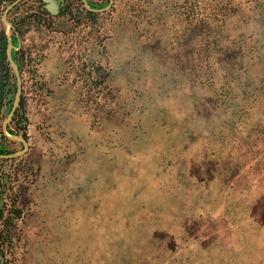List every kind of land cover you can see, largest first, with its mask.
<instances>
[{
	"label": "rangeland",
	"instance_id": "rangeland-1",
	"mask_svg": "<svg viewBox=\"0 0 264 264\" xmlns=\"http://www.w3.org/2000/svg\"><path fill=\"white\" fill-rule=\"evenodd\" d=\"M36 1L0 8L29 144L0 159V264H264V0Z\"/></svg>",
	"mask_w": 264,
	"mask_h": 264
},
{
	"label": "water",
	"instance_id": "water-1",
	"mask_svg": "<svg viewBox=\"0 0 264 264\" xmlns=\"http://www.w3.org/2000/svg\"><path fill=\"white\" fill-rule=\"evenodd\" d=\"M23 1H25V0H16L6 7V9L4 11V15H3V21L6 24L8 23V15H9L10 11L15 6L22 3ZM44 2L49 3L52 6H56V3L54 0H44ZM83 2L85 4L86 9H88L89 11L94 12V13H104V12L109 11L112 8L115 0H109V4L105 8L99 9V10L92 9L90 7V5L88 4L87 0H83ZM47 9L50 10L51 7H49V5H48ZM7 36H8V45H7V49H6V55H7L8 62L10 63V66L12 67L14 74L16 76L17 93L15 95V102L13 104L12 109L5 111V118H4L3 123H2V131H3V134L5 135V137H7L8 139L22 143L24 146V149L18 153H15V154H9V155H1L0 154V159H13V158H16V157H19V156L26 154L29 150V144L23 136L16 137V136L10 134L8 131V128L11 125V123L13 122L15 114H16L19 106H20L23 87H22V77H21L20 66L15 61V59L13 57V52L16 51L17 48L14 46L12 38L9 35H7Z\"/></svg>",
	"mask_w": 264,
	"mask_h": 264
},
{
	"label": "trees",
	"instance_id": "trees-1",
	"mask_svg": "<svg viewBox=\"0 0 264 264\" xmlns=\"http://www.w3.org/2000/svg\"><path fill=\"white\" fill-rule=\"evenodd\" d=\"M4 2L6 0H0V8L3 7ZM92 17H95L96 15H91ZM12 41L14 46L16 47L18 40L17 36L14 33L12 36ZM8 45V36L6 32L2 31L0 34V136L2 135V123L5 118V111L6 110H11L13 105L10 106V104H14L15 102V95L17 93V86L14 83V85L10 84L12 81H16V76L13 72V69L10 66V63L8 62L7 55H6V49ZM13 57L15 61L21 65L20 60L18 58V53L17 51L13 52ZM23 107V99L22 102L20 103V107L18 108L15 117H14V122H17L19 117H21V108ZM9 133L16 135L15 132L11 129L9 126L8 128ZM6 139V137H5ZM0 154L4 155L6 152L4 150H0ZM20 213V211H19Z\"/></svg>",
	"mask_w": 264,
	"mask_h": 264
},
{
	"label": "flooded vegetation",
	"instance_id": "flooded-vegetation-1",
	"mask_svg": "<svg viewBox=\"0 0 264 264\" xmlns=\"http://www.w3.org/2000/svg\"><path fill=\"white\" fill-rule=\"evenodd\" d=\"M16 0H13V2ZM28 0L18 4L15 6L11 11L18 9V7L27 2ZM56 3V6H52L49 3L44 2V0H37L35 3H32L29 5L30 7V13H29V18H38L42 19L44 16L45 17H50V18H58L63 16L65 13L72 12L74 16H81L82 12L88 17H92L91 15H99L100 13H94L86 9L85 4L83 0H54ZM12 2V3H13ZM88 4L92 9H103L102 6L100 7L99 5L103 3L102 1H99L98 3H95L92 0H87ZM109 3V0H108ZM51 7L50 10L47 9V6ZM82 11V12H81Z\"/></svg>",
	"mask_w": 264,
	"mask_h": 264
}]
</instances>
